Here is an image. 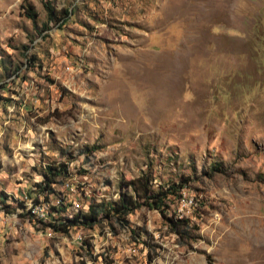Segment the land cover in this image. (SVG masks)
<instances>
[{"label":"rangeland","instance_id":"1","mask_svg":"<svg viewBox=\"0 0 264 264\" xmlns=\"http://www.w3.org/2000/svg\"><path fill=\"white\" fill-rule=\"evenodd\" d=\"M0 264H264V0H0Z\"/></svg>","mask_w":264,"mask_h":264},{"label":"trees","instance_id":"2","mask_svg":"<svg viewBox=\"0 0 264 264\" xmlns=\"http://www.w3.org/2000/svg\"><path fill=\"white\" fill-rule=\"evenodd\" d=\"M66 14H68V12H66ZM29 17L34 18L35 14L32 12L29 14ZM66 172V166H59L56 168L48 167L43 174V190H50L51 185L54 183L55 177L59 175L64 176ZM148 182V175H142L138 179L137 185L134 188V195H128L126 193L122 194L120 195L117 202H111L107 204V206L91 204V206L89 207L91 220L94 221V219L98 217L100 213L105 212L106 215L112 214L117 217V220H121L123 222L129 214L134 212V210L139 208L141 205H146L149 209L158 210L161 214L164 215V201L167 199V197H169V195H171V197H175V195H177V193L183 188V184H172L171 187L168 188L164 193L160 191L153 193L151 192ZM139 200L141 201L140 203ZM40 221L42 222V220ZM181 222L183 223V229H186V226L188 225V222L186 220L179 221L178 223H176V221L171 220L170 225L173 229H175L179 236L185 237V232H178L182 226L181 224H179ZM44 225L52 227L54 231H59L63 233H67L70 227L67 226L65 223H59L54 221L53 219L51 223ZM93 225L94 223L90 222L89 227H92Z\"/></svg>","mask_w":264,"mask_h":264}]
</instances>
